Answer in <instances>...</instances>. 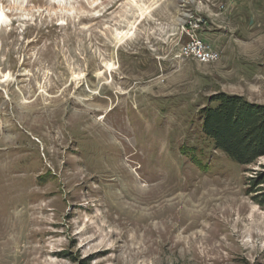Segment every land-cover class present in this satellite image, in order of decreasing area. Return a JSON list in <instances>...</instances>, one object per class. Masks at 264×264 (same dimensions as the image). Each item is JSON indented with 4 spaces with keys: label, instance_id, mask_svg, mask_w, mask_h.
<instances>
[{
    "label": "rangeland",
    "instance_id": "1",
    "mask_svg": "<svg viewBox=\"0 0 264 264\" xmlns=\"http://www.w3.org/2000/svg\"><path fill=\"white\" fill-rule=\"evenodd\" d=\"M0 12V264H264V157L200 132L214 95L264 105V0Z\"/></svg>",
    "mask_w": 264,
    "mask_h": 264
},
{
    "label": "trees",
    "instance_id": "2",
    "mask_svg": "<svg viewBox=\"0 0 264 264\" xmlns=\"http://www.w3.org/2000/svg\"><path fill=\"white\" fill-rule=\"evenodd\" d=\"M200 121L201 134L231 163L249 166L264 157V105L217 94L200 110Z\"/></svg>",
    "mask_w": 264,
    "mask_h": 264
},
{
    "label": "built area",
    "instance_id": "3",
    "mask_svg": "<svg viewBox=\"0 0 264 264\" xmlns=\"http://www.w3.org/2000/svg\"><path fill=\"white\" fill-rule=\"evenodd\" d=\"M220 58V52L195 36H189L188 42L180 49L178 59L193 60L199 63H213Z\"/></svg>",
    "mask_w": 264,
    "mask_h": 264
},
{
    "label": "bare ground",
    "instance_id": "4",
    "mask_svg": "<svg viewBox=\"0 0 264 264\" xmlns=\"http://www.w3.org/2000/svg\"><path fill=\"white\" fill-rule=\"evenodd\" d=\"M5 23H6L5 14H4V12H0V24H5Z\"/></svg>",
    "mask_w": 264,
    "mask_h": 264
}]
</instances>
